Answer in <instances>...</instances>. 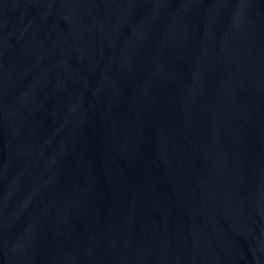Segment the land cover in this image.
<instances>
[{"label": "water", "instance_id": "obj_1", "mask_svg": "<svg viewBox=\"0 0 264 264\" xmlns=\"http://www.w3.org/2000/svg\"><path fill=\"white\" fill-rule=\"evenodd\" d=\"M0 264H264V0H0Z\"/></svg>", "mask_w": 264, "mask_h": 264}]
</instances>
